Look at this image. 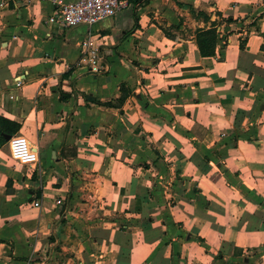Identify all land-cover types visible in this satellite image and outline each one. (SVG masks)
<instances>
[{"label":"crops","instance_id":"obj_1","mask_svg":"<svg viewBox=\"0 0 264 264\" xmlns=\"http://www.w3.org/2000/svg\"><path fill=\"white\" fill-rule=\"evenodd\" d=\"M130 2L0 0V264H264V0Z\"/></svg>","mask_w":264,"mask_h":264},{"label":"built area","instance_id":"obj_2","mask_svg":"<svg viewBox=\"0 0 264 264\" xmlns=\"http://www.w3.org/2000/svg\"><path fill=\"white\" fill-rule=\"evenodd\" d=\"M146 2V0H140ZM58 5L56 21L63 27L87 25L89 28L98 22L116 16L130 5V0H55ZM94 34L89 31L83 40V54L93 71L103 69V59ZM20 85L21 82L19 81ZM12 156L20 163L35 167L40 162V152L37 145L22 134H16L9 140ZM36 205H41L39 200Z\"/></svg>","mask_w":264,"mask_h":264},{"label":"trees","instance_id":"obj_3","mask_svg":"<svg viewBox=\"0 0 264 264\" xmlns=\"http://www.w3.org/2000/svg\"><path fill=\"white\" fill-rule=\"evenodd\" d=\"M213 33L212 31H205L202 32L199 36V40H200V49L202 51V53H207L206 48H209L212 46L211 50L213 49L214 46V42H215V38L213 39ZM20 129V124L7 119V118H3L0 117V130L5 132V134L7 135H14L18 130ZM6 141V136H2L0 134V145Z\"/></svg>","mask_w":264,"mask_h":264},{"label":"rangeland","instance_id":"obj_4","mask_svg":"<svg viewBox=\"0 0 264 264\" xmlns=\"http://www.w3.org/2000/svg\"><path fill=\"white\" fill-rule=\"evenodd\" d=\"M24 133H25V135H27L28 137H30V135H31L33 132L30 131L29 129H25V130H24ZM33 135H35V133H34ZM31 170H33V169H31Z\"/></svg>","mask_w":264,"mask_h":264},{"label":"water","instance_id":"obj_5","mask_svg":"<svg viewBox=\"0 0 264 264\" xmlns=\"http://www.w3.org/2000/svg\"><path fill=\"white\" fill-rule=\"evenodd\" d=\"M10 138H11V137H10ZM10 138H9V139H10Z\"/></svg>","mask_w":264,"mask_h":264}]
</instances>
